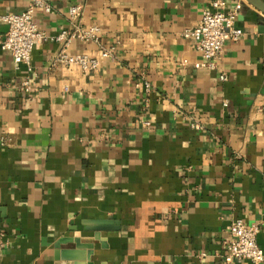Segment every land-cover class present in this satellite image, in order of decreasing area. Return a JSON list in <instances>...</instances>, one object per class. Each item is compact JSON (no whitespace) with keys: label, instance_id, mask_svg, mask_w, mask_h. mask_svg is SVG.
<instances>
[{"label":"crops","instance_id":"1","mask_svg":"<svg viewBox=\"0 0 264 264\" xmlns=\"http://www.w3.org/2000/svg\"><path fill=\"white\" fill-rule=\"evenodd\" d=\"M29 1L0 0V15ZM210 1L35 9L52 36L81 6L98 41L67 52L112 50L89 72L54 61L59 41L35 40L30 74L0 48V264H222L236 217L258 224L264 250V13L225 0L241 3L243 32L216 68L197 67L182 31Z\"/></svg>","mask_w":264,"mask_h":264},{"label":"built area","instance_id":"2","mask_svg":"<svg viewBox=\"0 0 264 264\" xmlns=\"http://www.w3.org/2000/svg\"><path fill=\"white\" fill-rule=\"evenodd\" d=\"M225 5V0H211L209 5L202 9L199 21L182 31L183 36L193 39L194 47L204 60L195 63L197 67L216 68L224 43L229 39H237L243 32L235 25L241 3H235L230 10H226ZM37 8L50 11L51 6L48 0H30L24 10L0 15V21L7 25V30L0 39V48L9 51L15 63L25 65V71L28 74L32 71L30 64L32 48L38 38L59 41L61 46L54 55V61L64 65H79L86 72L97 68L100 58L112 52L111 49H101L97 56L67 52V47L73 39L98 41L99 27L95 24L86 25L80 22L81 6L79 4L68 8L72 28L61 29L52 36L47 35L38 27L34 19V10ZM220 78L225 79L226 77L222 73ZM144 84L148 89L149 83ZM22 86L24 90L29 89L30 79L28 77L22 81ZM193 126L198 127L199 125L193 123ZM0 143L3 144L4 141ZM258 232L259 226L256 222L250 223L240 217L234 218L230 224L229 235L223 244L222 264H238L242 260L250 264L263 263L264 250L258 244Z\"/></svg>","mask_w":264,"mask_h":264},{"label":"water","instance_id":"3","mask_svg":"<svg viewBox=\"0 0 264 264\" xmlns=\"http://www.w3.org/2000/svg\"><path fill=\"white\" fill-rule=\"evenodd\" d=\"M246 1L264 13V0H246Z\"/></svg>","mask_w":264,"mask_h":264}]
</instances>
